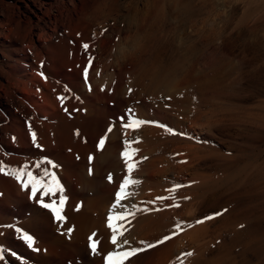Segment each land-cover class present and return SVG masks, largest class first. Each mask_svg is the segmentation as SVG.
Segmentation results:
<instances>
[{
    "label": "bare ground",
    "instance_id": "1",
    "mask_svg": "<svg viewBox=\"0 0 264 264\" xmlns=\"http://www.w3.org/2000/svg\"><path fill=\"white\" fill-rule=\"evenodd\" d=\"M168 2L171 1L146 0L145 6L139 7V2L129 0L126 8L124 7L129 32L125 31L127 34L122 35L121 29H114L106 21H94V14L104 11L107 0H40L37 7L40 11L35 15L38 18L37 29L43 32L42 41L37 45H34L33 41L25 44L20 54L6 61L8 67L0 70L2 77L0 79V164L23 166L26 163L32 164L50 158L60 165L61 167L56 171L68 197L63 210L67 223L64 224L63 229H60L48 211L38 209L36 204L30 201V190H22L14 178L0 174V192L4 194L0 197V247L5 249L6 254L5 260L0 261V264H78L80 261L103 264V255L113 250L107 216L119 184L127 175L126 165L121 156L123 141L132 139L137 133L140 134V140L135 144L139 149L135 158L141 162L134 171L133 178L141 182L130 189L132 195L124 203L138 205L141 209L147 207L160 208V210L140 211L136 213L135 218L129 217L131 222L125 223L128 229L125 237L132 246H140L141 240L154 242L165 235H171L178 222L192 226L174 235L163 245H158L132 258L130 264H180L178 257L183 258L184 264L224 263L229 254L228 247L221 246L219 249L216 248L215 252H209L215 249V241H211L206 236L208 233L206 222L196 224L195 221L199 217L202 219L203 215L199 216V214L206 211L204 206L208 199L209 202L220 200L218 198L221 193L218 194V190L224 183V190L227 193L225 201L233 200L232 190L236 183L228 186L233 183V174L229 173L230 171H225L223 175L216 173L206 175L200 172L203 169H208V172H212V169L215 171L223 164L232 167L229 165L232 163L229 156L228 159H224L219 151L222 148L219 135L222 127L226 125L220 126L217 120L190 119L186 116V112L184 113L187 95L181 97L179 93L188 88L190 82L189 77L186 76L189 74L178 79L174 76V72L180 68L184 59L172 60V56L164 62L160 58L162 56L159 57L155 51L160 36L155 35L153 28L163 19L162 16L158 18V14L164 15L165 6L170 10ZM246 16L251 17L253 24L260 19L264 22V0H247L242 17ZM47 24L52 30L51 33L46 28ZM143 29L146 33L144 39L143 35L141 36ZM255 29L258 30L257 26ZM261 34L263 35L264 32ZM254 40L257 44V40ZM85 43L89 44L88 49L83 48ZM166 43L164 42L163 47ZM192 47L189 44L184 50L191 52ZM262 50L264 58V49ZM89 57L92 58L91 68L86 81L83 73L89 65ZM258 71L254 69L255 73ZM255 76L257 77L256 74ZM3 78L6 82H3ZM260 82L262 83V80ZM262 91L264 92V89ZM206 93L202 96L208 98L209 94L206 96ZM61 96L65 97L64 101L59 99ZM129 107L134 108L137 118L148 123L136 132L129 130L126 134L120 125L116 124L113 131L107 134L104 149L98 150V141L106 134L109 118L115 120ZM253 122L252 130L255 138H261L262 135L264 136V116L260 115V118H256ZM168 128L173 129L177 134L170 133ZM31 131L37 133V142L42 146L41 149L33 145ZM200 140L212 145L208 152H205V148L203 150L204 145L197 144ZM168 145L173 147L170 158L167 157L168 155L157 154L160 148ZM89 156L93 157L91 164H89ZM143 157L147 159L141 160ZM89 167L92 169L91 175H89ZM252 168H255L252 174L253 191L259 194L264 190V170ZM222 170L224 171V168ZM108 174L113 176L112 182L106 180ZM171 181L184 187L177 189L174 194L170 193L168 189L173 187ZM239 182L243 184L240 180ZM239 194L241 196L246 193ZM162 196H173L174 199L180 196L182 199L179 202L180 206H166L174 205V199L158 201L155 205L148 203ZM186 197L189 201H183ZM220 202L223 206L220 209H225L222 201ZM78 205L82 206L76 211ZM229 211L228 216H224V221L232 224L236 214L232 208ZM262 218L261 215L259 222ZM245 220L241 222H246ZM235 224L238 226L240 223ZM9 225L14 227L9 228ZM73 225L75 230L70 239L66 234H61ZM15 227L33 235L36 240L35 246L40 251H33L27 247L20 239V234L15 232ZM245 229L231 227L232 239L236 241L240 239V242L242 240L245 246L255 244L256 249L260 251L264 246V238L258 236L261 231L256 235ZM92 233H96L95 239L100 241L98 247L101 249V255L88 259L89 257H86V253L89 252L88 238ZM12 252L16 253V256H12ZM186 252H193V255L185 257Z\"/></svg>",
    "mask_w": 264,
    "mask_h": 264
},
{
    "label": "rangeland",
    "instance_id": "2",
    "mask_svg": "<svg viewBox=\"0 0 264 264\" xmlns=\"http://www.w3.org/2000/svg\"><path fill=\"white\" fill-rule=\"evenodd\" d=\"M109 1L110 0H107V4L105 6L106 8L103 12H101L104 15L100 12L95 13L94 21H106V23H108L110 26H113L114 29H121L122 35H126L129 31L127 29V19L125 18L124 14L126 10V4L129 2V0H112V2ZM136 1L137 3L139 2V7L145 6L146 0ZM170 1L171 2L168 3L169 7L172 8H169L171 11L168 10L165 6L164 10L166 11H164V15L158 14V18H161L162 16L163 19L159 20L160 22L158 21L153 28L155 35L160 36L158 37L159 40L156 42L157 44L155 45V51L158 53L159 57L160 55L162 56L160 58L164 62H167L169 59H171L172 56V60H176L177 58L179 60L184 59V61L181 60V63L183 65L181 64L180 68L176 69V71L174 72V76H176L175 79H178L189 74L188 76H186L189 77L188 80L190 82L188 88L185 89V91L182 90V94L179 93V96L181 97H183V95H187V97H185L186 102L184 103V107L186 109H183L184 113L186 112V116L190 119H198L202 121L217 120L220 126L226 125L224 126L225 130H223L224 128L222 127V130L220 132V135L222 136L219 135V142H221L220 140H222V148H220L219 151L222 154V158L228 159L229 156V159L232 160V163L229 165H231L232 167H229L227 164H223L222 166H220V169L218 168L217 170H215L216 172L213 169L212 172H208V169H203L202 171L200 170V172H203L206 175L211 173L223 175L225 174V171H230L229 173L233 174V183L228 184V186H233L236 183L233 187L234 190H232L233 200L231 202L225 201L227 199V193L224 190V183L223 187L221 186V189L218 190V194L221 193V196L219 195L218 198L220 200H216L217 202H209L210 199H208L206 201L207 204H205L204 206V210L206 211L201 212V215L199 214V216L203 215V219L208 215H214L218 211L222 213V215L214 216V220H205L206 226L208 227L206 231L209 233H206V236L208 239H211V241H215H213L215 249H213V251L210 250L209 252H215L217 250L216 248L219 249L221 246L228 247L227 253L229 254H227V256L229 258L226 256L225 260L227 262L224 260L223 264H264V246L260 251L256 249L255 244H253L252 246H245L246 244L242 240L240 242L239 239L237 240V242L236 240L232 239L233 232L231 230V227H237L241 229L246 228V231H252L254 234H259L258 236L264 238V200H262L264 199V190L261 193L257 194L255 191H253L254 189L252 186V174L255 171V168L253 169L252 167L262 168V166H264V136L262 135L261 138H255V134L252 130L254 124L253 121H255V119L258 117L260 118V115H262V117L264 116V92L262 91L264 89V65H262L264 64V58L262 56V48L264 49V34H261L264 32V24H262L264 22L260 19L255 21V23L253 24L251 17L246 16L249 20L244 19L246 17H242L244 4L245 2H247V0H175L177 1L176 3H174V0ZM39 3L40 0H0V70L3 67H8V63H6V61L8 59H14L18 54H20L25 44L33 41L34 45H37L42 41L43 32L37 29L38 18L36 15L40 11L37 8ZM118 3L119 5L117 6ZM110 5L113 8H110ZM121 6L123 8L125 7L124 10L123 8H121ZM105 14L107 15V17H105ZM115 21L117 22L115 23ZM115 25L116 27H114ZM255 25L257 26L258 30L255 29ZM259 27L261 28L259 29ZM46 28L49 33L52 32L48 24ZM113 28H111V30ZM250 29L252 31H249ZM125 31L128 32L126 33ZM145 34L146 33L144 29L141 30V36L143 35V39L145 37ZM165 38L167 40V43L170 42L169 44L166 43ZM254 39L257 40V44H255ZM162 40H165L164 42L166 43L164 47V42ZM183 42L185 46L183 45ZM250 42H252L254 46ZM189 44L191 45V47L193 46L192 50H190L191 52L184 50V47L188 46ZM260 44L262 45V47H258L261 46ZM260 48L261 50H259ZM6 54L8 56H6ZM253 56L257 57V59L255 57L253 58ZM260 56L262 57V60L260 59ZM182 66L184 67L182 68ZM259 68H262L263 71ZM254 69L255 71H259L255 73ZM255 74L257 75V77L255 76ZM259 78H262L261 80L263 84L260 82L261 80H259ZM0 79H2L1 74ZM4 81L6 82V79L3 78V82ZM258 83H261V85H258ZM204 89L205 91H202ZM205 92H207L206 96L209 94L210 98L209 96L208 98L203 97L205 96ZM250 114L253 116H251ZM256 115L257 117H255ZM109 120L110 123L114 121L111 118H109ZM110 123H108V127L110 126ZM116 124L120 125L119 122H117ZM249 125L251 126V128H249ZM253 135L256 139L255 143ZM136 136L140 137V134L137 133ZM224 139H226V141ZM223 140L226 144L223 142ZM202 141L204 144L202 143ZM197 144L204 145L203 150L205 148V152H208L212 146L211 144H209V142H205V140H200ZM172 148L173 147L170 145H168V147H162L157 151V154L165 156L168 155L167 157L170 158L172 156V154H170ZM122 151L123 149L121 150V154ZM159 152H161L162 154ZM230 152L233 153L231 154ZM256 162L260 163L257 164ZM245 163L246 165H243ZM221 167L224 168V171ZM250 169H252V171ZM263 170L264 167L262 168V171ZM244 177L245 180L247 179L246 181L244 180ZM239 180L241 182L244 180L242 182L243 184H241ZM171 184H173L174 186L178 183H173V181H171ZM238 185L239 187L237 188ZM248 188H251L252 190ZM238 192L241 194H246L240 196ZM234 193L238 196H234ZM179 197L180 196H176V198L174 199L175 203L181 202L182 199L181 197ZM223 197L226 198L223 199ZM259 199H261V201ZM252 200L255 202H253ZM183 201H189V199H184ZM220 201H222V205L226 207H224L225 209H220L221 207L223 208ZM248 202H251L252 204ZM211 207L213 208L211 209ZM214 208L217 209L215 210ZM231 208L234 209L236 217L234 218V222H232V224H228L224 221V216H228V211ZM210 209L211 211H209ZM250 209H252V211ZM223 210H226V212H222ZM261 215L263 216V218L261 222H259V217ZM198 219H201V217H199ZM243 220H245L246 222H241ZM238 222L240 224H237L238 226H235V223ZM231 246L234 247L232 248ZM87 254L89 256H87ZM90 256L91 255L89 254V252H87L86 257H89L88 259L94 258L93 256ZM230 261L231 263H229ZM78 264L90 263L80 261L78 262Z\"/></svg>",
    "mask_w": 264,
    "mask_h": 264
},
{
    "label": "snow or ice",
    "instance_id": "3",
    "mask_svg": "<svg viewBox=\"0 0 264 264\" xmlns=\"http://www.w3.org/2000/svg\"><path fill=\"white\" fill-rule=\"evenodd\" d=\"M89 44H83L84 49H88ZM91 57H89V65L85 68L83 73L84 79L87 81L89 76V68H91ZM103 90V89H102ZM132 91L131 89L129 90ZM61 101L65 100L64 96L59 97ZM170 99V98H168ZM119 122L122 131L126 134L129 130L136 132L143 125L148 122H145L137 118L134 108L129 107L125 110L124 114L118 116L114 121L110 123V126L106 130L104 137L100 138L98 141V150H103L107 140V134L113 131L115 124ZM166 127V126H162ZM172 134H177L173 129H167ZM79 133L77 132V135ZM31 141L37 149H41V145L37 142V133L31 131L30 133ZM140 140L139 136H134L132 139H125L123 141V151L122 158L124 164L126 165V173L119 184V189L115 193L114 202L111 205L110 213L107 216V227L111 230L110 244L113 246V250L107 252L103 255V264H130L132 258L138 257L139 254L145 253L149 249L156 248L158 245H163L166 241L172 239L174 235L179 234L181 231H185L186 228L191 227V224H183L178 222L174 226V230L171 235H165L163 238L158 239L154 242H148L141 240L139 241L140 246H132L130 241L125 237V233L128 229L125 227V223H130L131 218H135L136 213L140 211H159L160 208H143L141 209L138 205H129L124 203L127 201L132 192L134 186H138L141 181L133 178L134 171L138 168L140 160H137L135 157L139 152V149L135 147V144ZM77 159L79 157L77 156ZM93 157L89 156V164H91ZM147 159L146 157L141 158V160ZM61 166L58 165L50 158H44L43 160L36 161L32 164H24L23 166H11L0 164V174L14 178L22 187V190L29 191L30 201L34 202L38 209L48 211L53 217L54 221L57 223L60 229L64 228V224L67 223V217L63 214V210L66 205L68 197L65 195V188L61 183L58 175L57 169ZM92 174V169L89 167V175ZM108 182L113 181V176L108 174L106 177ZM184 187V185L176 184L172 188L168 189L170 193H175L177 189ZM4 194L0 192V197ZM170 199H174L173 196H162L157 197L155 200L148 202L149 204L155 205L157 202H163ZM189 199V198H185ZM82 205L76 207V211L80 210ZM168 207H179V203L174 205H166ZM226 211V210H225ZM222 215L221 212H217L214 215H208L203 219H198L195 221L196 224L204 223L205 220H211L214 216ZM9 228H13V225H9ZM75 230V226L67 228L61 234H66L70 239L72 232ZM15 232L20 234V239H22L26 246L32 249L33 251H40L36 247V240L33 235L29 234L27 231L22 230L19 227H15ZM96 233H92L89 236V254L93 257L101 255V249L98 247L100 241L95 239ZM12 256H16V253L12 252ZM193 252L184 253L185 257H191ZM6 258L5 249L0 247V261H4ZM180 264H184L183 258L178 257Z\"/></svg>",
    "mask_w": 264,
    "mask_h": 264
}]
</instances>
